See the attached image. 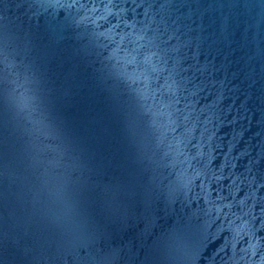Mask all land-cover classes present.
I'll list each match as a JSON object with an SVG mask.
<instances>
[{
  "label": "water",
  "instance_id": "95a60500",
  "mask_svg": "<svg viewBox=\"0 0 264 264\" xmlns=\"http://www.w3.org/2000/svg\"><path fill=\"white\" fill-rule=\"evenodd\" d=\"M0 264H264V0H0Z\"/></svg>",
  "mask_w": 264,
  "mask_h": 264
}]
</instances>
